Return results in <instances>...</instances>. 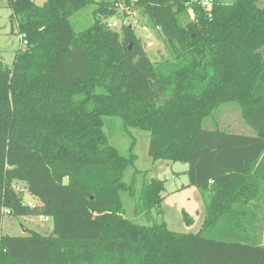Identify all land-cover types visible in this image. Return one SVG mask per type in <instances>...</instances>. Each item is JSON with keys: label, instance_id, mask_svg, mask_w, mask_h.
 Returning a JSON list of instances; mask_svg holds the SVG:
<instances>
[{"label": "trees", "instance_id": "obj_1", "mask_svg": "<svg viewBox=\"0 0 264 264\" xmlns=\"http://www.w3.org/2000/svg\"><path fill=\"white\" fill-rule=\"evenodd\" d=\"M199 1L134 0L167 40L171 59L156 65L128 26L117 33L94 21L75 31L69 19L89 0H9L26 45L10 65L0 60V227L11 214L48 217L53 228L0 232V264H264V245L246 227L252 201L264 198L255 190L264 0H212L210 17ZM96 9L112 13L106 3ZM227 102L239 106V124L205 127ZM108 119L148 131L152 161L187 165L186 186L204 203L197 232L126 215L123 194L130 216L160 210L164 181H123L135 155L109 144Z\"/></svg>", "mask_w": 264, "mask_h": 264}, {"label": "rangeland", "instance_id": "obj_2", "mask_svg": "<svg viewBox=\"0 0 264 264\" xmlns=\"http://www.w3.org/2000/svg\"><path fill=\"white\" fill-rule=\"evenodd\" d=\"M37 5H43L46 0H33ZM225 3H232L235 0H223ZM100 3H106L111 8L112 13L100 14L96 7ZM199 4L207 16L210 17L212 0L209 5H203L202 0ZM188 18L192 19L191 8L187 9ZM12 11L9 0H0V60L6 65H10L16 51L24 48L22 45V35L17 30L16 23L11 18ZM70 22L75 31H80L89 27L94 21H98L106 29L120 33L125 26L130 27L135 36L140 40L144 50L150 60L156 64L171 59L168 50L167 40L161 30L154 27L149 17L142 11L141 7L136 6L134 0H89V2L73 16ZM107 120V119H106ZM109 125L105 126L104 133L108 137V142L114 146L121 154L135 155V161L123 173V181L129 183L134 178L136 187L140 186L141 181H148L151 178L164 181L162 192L163 200L160 210L153 209L150 218L143 216L133 217V203L126 194L121 195L126 215L131 217L134 222L150 225L152 221H164L167 228L180 233H195L202 224L205 214L204 203L199 190L194 186L182 187L187 181L186 175L181 172L184 168L181 162L171 163L166 160L152 161L148 156L150 134L146 130L139 128L124 129L120 125L119 119H108ZM240 108L236 103L227 102L222 104L213 115L204 121V126L211 128L214 125L219 129L232 130L239 124ZM216 122V124H215ZM245 131L248 128L243 126ZM16 188H23L21 183L16 184ZM26 202H35L26 192L24 194ZM257 201H252V205ZM251 211L253 206H250ZM185 215V217H184ZM246 225L249 233L255 234L258 239L264 240L262 228H256L254 217L249 213ZM53 223L51 220L44 221L41 216H15L4 215L1 220L0 232L2 235H23L30 231L40 234H49L52 231ZM263 235V238H262Z\"/></svg>", "mask_w": 264, "mask_h": 264}, {"label": "crops", "instance_id": "obj_3", "mask_svg": "<svg viewBox=\"0 0 264 264\" xmlns=\"http://www.w3.org/2000/svg\"><path fill=\"white\" fill-rule=\"evenodd\" d=\"M182 164H183L184 168L181 170V172H183L185 174V171L187 170V165L184 163H182ZM262 173L263 174L260 175L261 177H259V179L256 183V189L255 190L257 192V195L261 194L264 196V171ZM187 183H188V179L185 183H183L182 187H185L187 185ZM254 205H255V208H252V211L250 213L254 217V220L256 223V225H255L256 228L259 230L262 228V231L264 233V198L259 199V201H257ZM246 227H248V225H246ZM262 238H263V235H262ZM257 241L264 245V240H262V239L259 240L257 237Z\"/></svg>", "mask_w": 264, "mask_h": 264}, {"label": "built area", "instance_id": "obj_4", "mask_svg": "<svg viewBox=\"0 0 264 264\" xmlns=\"http://www.w3.org/2000/svg\"><path fill=\"white\" fill-rule=\"evenodd\" d=\"M202 4L203 5H209L210 4V0H202ZM22 45L25 46L26 45V40L24 39V37H22ZM26 202V201H25ZM28 205H31V202H26ZM44 221H48V217H42Z\"/></svg>", "mask_w": 264, "mask_h": 264}]
</instances>
